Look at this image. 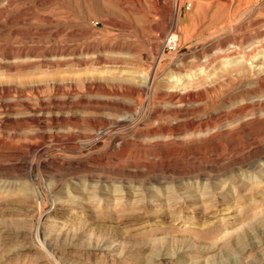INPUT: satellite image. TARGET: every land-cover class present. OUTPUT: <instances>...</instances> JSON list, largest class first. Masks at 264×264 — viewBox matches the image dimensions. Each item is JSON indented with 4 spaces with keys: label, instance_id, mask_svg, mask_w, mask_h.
Instances as JSON below:
<instances>
[{
    "label": "rangeland",
    "instance_id": "obj_1",
    "mask_svg": "<svg viewBox=\"0 0 264 264\" xmlns=\"http://www.w3.org/2000/svg\"><path fill=\"white\" fill-rule=\"evenodd\" d=\"M0 184V264H264V0H0Z\"/></svg>",
    "mask_w": 264,
    "mask_h": 264
},
{
    "label": "built area",
    "instance_id": "obj_2",
    "mask_svg": "<svg viewBox=\"0 0 264 264\" xmlns=\"http://www.w3.org/2000/svg\"><path fill=\"white\" fill-rule=\"evenodd\" d=\"M188 9V6H187ZM178 46V41L174 36L169 37L163 46L164 52L166 53H173L176 51V48Z\"/></svg>",
    "mask_w": 264,
    "mask_h": 264
},
{
    "label": "bare ground",
    "instance_id": "obj_3",
    "mask_svg": "<svg viewBox=\"0 0 264 264\" xmlns=\"http://www.w3.org/2000/svg\"><path fill=\"white\" fill-rule=\"evenodd\" d=\"M4 89V88H3ZM149 89H150V87H149ZM173 89V88H172ZM5 90V89H4ZM1 107H2V105H1ZM4 107V106H3ZM8 108V107H7ZM4 111V110H3ZM10 113V112H9ZM31 117H29V119H30ZM7 119H8V117H7ZM14 119V118H13ZM24 119H27V117L26 118H24ZM32 119V118H31ZM49 119H51V118H49ZM61 119V118H60ZM62 119H64V118H62ZM67 119V118H66ZM48 120V119H47ZM69 120V119H68ZM6 121V120H5ZM12 121V120H11ZM22 121V120H21ZM74 121V120H73ZM118 121V120H117ZM9 122V121H8ZM68 122V121H67ZM28 123H30V122H28ZM19 124V123H18ZM54 124V123H53ZM66 124V123H65ZM5 125V124H4ZM16 125V124H15ZM13 126V125H12ZM101 135V134H100ZM102 138V137H101ZM115 138V137H114ZM100 139V138H99ZM94 142V141H93ZM63 143V142H62ZM93 145H95V144H93ZM92 158V157H91ZM92 161H93V159H92ZM96 162H98V161H96ZM57 165V164H56ZM60 166V165H59ZM67 167H69V166H67ZM66 167V168H67ZM106 167V166H105ZM17 168H19V167H17ZM23 168L24 169H27V168H30V166L29 167H27L26 165L24 166L23 165ZM51 168V167H50ZM74 168V167H73ZM76 168V167H75ZM83 168V167H82ZM87 168V167H86ZM97 168V167H96ZM46 169H48V168H46ZM56 169V168H55ZM58 169V168H57ZM68 169V168H67ZM70 169V168H69ZM88 169V168H87ZM32 170V169H31ZM65 170V169H64ZM53 171V170H52ZM69 171V170H68ZM58 175V174H57ZM4 181V180H3ZM7 184V183H6ZM1 185V184H0ZM84 187V186H83ZM9 188V187H8ZM6 190V189H5Z\"/></svg>",
    "mask_w": 264,
    "mask_h": 264
}]
</instances>
